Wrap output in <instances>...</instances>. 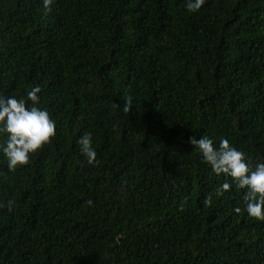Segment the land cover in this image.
<instances>
[{"label": "trees", "instance_id": "16d2710c", "mask_svg": "<svg viewBox=\"0 0 264 264\" xmlns=\"http://www.w3.org/2000/svg\"><path fill=\"white\" fill-rule=\"evenodd\" d=\"M185 3L0 0V93L39 85L56 121L28 164L0 157V264H264V220L188 142L264 161V0Z\"/></svg>", "mask_w": 264, "mask_h": 264}, {"label": "clouds", "instance_id": "9594fccd", "mask_svg": "<svg viewBox=\"0 0 264 264\" xmlns=\"http://www.w3.org/2000/svg\"><path fill=\"white\" fill-rule=\"evenodd\" d=\"M52 0H43L47 10ZM205 0H186L184 5L189 13L201 9ZM41 92L39 85L33 86L26 93L25 98L8 96L0 93V157L6 162L9 172L15 171L29 163L31 156L41 150L56 135V121L50 117L49 112L39 107ZM124 112L129 110L133 103L131 97L125 98ZM119 108V106L117 105ZM188 142L197 150L205 164L216 175H223L226 179L217 189V193L229 190L230 178L240 189H244L242 201L243 211L250 218L264 220V161L257 162L254 167L250 165L246 154L232 146L226 138H221L219 144L206 135L199 138L190 136ZM76 143L79 151L88 164L97 162V152L93 147L92 134L84 132ZM211 202V197L208 198ZM91 205L92 201H87ZM13 200H8L7 207L11 210ZM235 207L236 213L241 212Z\"/></svg>", "mask_w": 264, "mask_h": 264}]
</instances>
